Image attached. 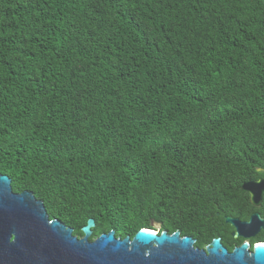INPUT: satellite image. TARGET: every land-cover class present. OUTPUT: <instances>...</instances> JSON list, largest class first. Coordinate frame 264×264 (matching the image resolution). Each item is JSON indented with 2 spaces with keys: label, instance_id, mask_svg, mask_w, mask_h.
I'll use <instances>...</instances> for the list:
<instances>
[{
  "label": "trees",
  "instance_id": "1",
  "mask_svg": "<svg viewBox=\"0 0 264 264\" xmlns=\"http://www.w3.org/2000/svg\"><path fill=\"white\" fill-rule=\"evenodd\" d=\"M0 174L78 238L231 251L224 217L264 218V3L0 0Z\"/></svg>",
  "mask_w": 264,
  "mask_h": 264
},
{
  "label": "water",
  "instance_id": "2",
  "mask_svg": "<svg viewBox=\"0 0 264 264\" xmlns=\"http://www.w3.org/2000/svg\"><path fill=\"white\" fill-rule=\"evenodd\" d=\"M241 190L258 208L264 178L245 181ZM224 221L234 229L231 237L243 240L231 251L219 238L199 249L192 237L159 229L142 228L123 239L109 231L90 241L93 219L86 221L78 238L70 227L50 220L31 192L14 193L10 178L0 174V264H264V242H247L264 230V218L253 212L247 221L232 217Z\"/></svg>",
  "mask_w": 264,
  "mask_h": 264
},
{
  "label": "flooded vegetation",
  "instance_id": "3",
  "mask_svg": "<svg viewBox=\"0 0 264 264\" xmlns=\"http://www.w3.org/2000/svg\"><path fill=\"white\" fill-rule=\"evenodd\" d=\"M251 214H252V213H251ZM216 215H218V214L216 213ZM225 217H231V216H225ZM225 217H224V218H225ZM249 217H250V216H249ZM232 218H233V217H232ZM248 219H249V218H248ZM240 221H241V220H240ZM246 221H247V220H246ZM228 226H229V225H228ZM233 230H234V229L232 228V230L230 231V235L232 234ZM262 231H263V230H262ZM258 235H259V234H258ZM256 237H257V236H256ZM256 237H255V238H256ZM255 238H253V239H255ZM219 239H220V238H219ZM239 239H240V238H239ZM239 239H234V240H239ZM253 239H250V240H248L247 242H248L250 245H252V244L255 243V242L252 243V240H253ZM241 240H242V239H241ZM220 242H221V239H220ZM242 242H243V240H242ZM256 242H257V241H256ZM221 244H222V242H221ZM222 245H223V244H222ZM223 246H224V245H223ZM238 246H239V245H238ZM224 247H225V246H224ZM235 247H237V246H235ZM235 247H234V248H235ZM225 248H226V247H225ZM227 250H228V249H227Z\"/></svg>",
  "mask_w": 264,
  "mask_h": 264
},
{
  "label": "rangeland",
  "instance_id": "4",
  "mask_svg": "<svg viewBox=\"0 0 264 264\" xmlns=\"http://www.w3.org/2000/svg\"><path fill=\"white\" fill-rule=\"evenodd\" d=\"M151 225H152L154 228L159 229V225H158V224H156V223H151Z\"/></svg>",
  "mask_w": 264,
  "mask_h": 264
}]
</instances>
